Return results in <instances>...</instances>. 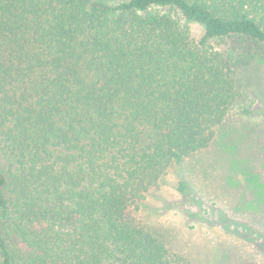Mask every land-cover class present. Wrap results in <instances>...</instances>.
I'll list each match as a JSON object with an SVG mask.
<instances>
[{
	"label": "trees",
	"instance_id": "16d2710c",
	"mask_svg": "<svg viewBox=\"0 0 264 264\" xmlns=\"http://www.w3.org/2000/svg\"><path fill=\"white\" fill-rule=\"evenodd\" d=\"M262 50L264 0H0V264H193L138 215Z\"/></svg>",
	"mask_w": 264,
	"mask_h": 264
},
{
	"label": "rangeland",
	"instance_id": "374dc122",
	"mask_svg": "<svg viewBox=\"0 0 264 264\" xmlns=\"http://www.w3.org/2000/svg\"><path fill=\"white\" fill-rule=\"evenodd\" d=\"M191 30L203 35L199 25ZM251 63L239 73L242 97L212 145L171 169L138 215L193 264H264V50Z\"/></svg>",
	"mask_w": 264,
	"mask_h": 264
}]
</instances>
